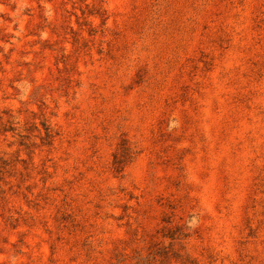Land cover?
I'll return each mask as SVG.
<instances>
[{
  "label": "rangeland",
  "instance_id": "obj_1",
  "mask_svg": "<svg viewBox=\"0 0 264 264\" xmlns=\"http://www.w3.org/2000/svg\"><path fill=\"white\" fill-rule=\"evenodd\" d=\"M0 264H264V0H0Z\"/></svg>",
  "mask_w": 264,
  "mask_h": 264
}]
</instances>
